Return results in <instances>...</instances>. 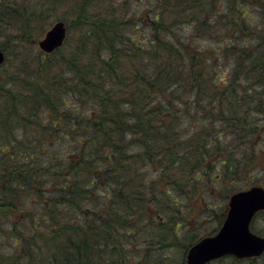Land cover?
Masks as SVG:
<instances>
[{"label":"trees","instance_id":"trees-1","mask_svg":"<svg viewBox=\"0 0 264 264\" xmlns=\"http://www.w3.org/2000/svg\"><path fill=\"white\" fill-rule=\"evenodd\" d=\"M0 47V264H186L264 136V0H0Z\"/></svg>","mask_w":264,"mask_h":264},{"label":"water","instance_id":"water-1","mask_svg":"<svg viewBox=\"0 0 264 264\" xmlns=\"http://www.w3.org/2000/svg\"><path fill=\"white\" fill-rule=\"evenodd\" d=\"M66 26L58 20L52 24L37 43L46 52L61 46L66 37ZM5 54L0 50V65ZM264 209V186L254 185L232 193L227 211L218 230L202 236L186 251L187 264H206L216 258L232 255L236 258L259 256L264 252V236L250 229V222Z\"/></svg>","mask_w":264,"mask_h":264},{"label":"rangeland","instance_id":"rangeland-1","mask_svg":"<svg viewBox=\"0 0 264 264\" xmlns=\"http://www.w3.org/2000/svg\"><path fill=\"white\" fill-rule=\"evenodd\" d=\"M56 12H57L56 14H54V15L52 14L47 19V22L49 23L48 28L52 24H54L55 21H57L58 19L64 20L66 25H67V21L69 22L70 20H72L73 7L66 6V7H63L61 9L57 10ZM48 28L44 31V33L41 37L44 36V34L48 30ZM35 45H36V48H38L40 50L38 43H36ZM0 50L3 51V53L5 54V51L2 49V47H0ZM238 184H239V186L245 187V188H249V187L254 186V185L264 186V136L262 137V139L258 143L257 158H256V162H255L253 169H251L250 173L246 174L243 178H241L238 181ZM226 191H227V189L224 188L223 193H226ZM218 196H219V198H222V193H218ZM224 204L226 205V209H227V201ZM215 216H216V214L211 217V216H209V214L207 212L203 213V217H202V221H201L202 227H203V229H202L203 236L207 231L214 229V227L217 225V220L215 219L216 218ZM251 228L255 232L264 236V212L258 213L253 218L252 223H251Z\"/></svg>","mask_w":264,"mask_h":264},{"label":"bare ground","instance_id":"bare-ground-1","mask_svg":"<svg viewBox=\"0 0 264 264\" xmlns=\"http://www.w3.org/2000/svg\"><path fill=\"white\" fill-rule=\"evenodd\" d=\"M58 20H61V21H63L64 22V24H65V26H66V31H67V25H66V23H65V21L64 20H62V19H58ZM57 20V21H58ZM56 22V21H55ZM66 36H67V32H66ZM65 39H66V37H65ZM65 39H64V41H65ZM64 43V42H63ZM60 47V46H59ZM40 48V47H39ZM58 48V47H57ZM40 50H42L43 52H45V53H50V52H46V51H44L43 49H41L40 48ZM54 51V50H53ZM52 52V51H51Z\"/></svg>","mask_w":264,"mask_h":264}]
</instances>
